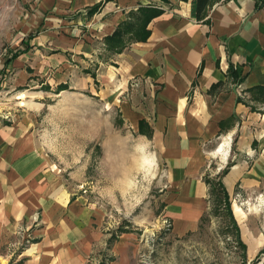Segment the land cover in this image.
<instances>
[{"label":"crops","instance_id":"obj_1","mask_svg":"<svg viewBox=\"0 0 264 264\" xmlns=\"http://www.w3.org/2000/svg\"><path fill=\"white\" fill-rule=\"evenodd\" d=\"M211 2L197 17L196 0H10L12 28L29 35L23 43L30 47L10 61L12 83L0 99L8 93L22 100L24 85L37 96L53 81L95 90L80 64L100 60L101 78L123 93L126 117L138 130L144 119L142 131L153 133L175 194L169 208L190 228L202 217L209 163H226L231 138L247 147L253 136L255 146L262 134L254 136V129L264 131V1ZM97 3L100 9L90 14ZM15 7L19 20L12 17ZM141 7L163 12L144 28L135 18ZM129 22L138 26L125 30L123 50L108 47L106 38ZM17 38L11 43L19 47ZM12 116L9 124L12 119L0 115V243L24 247L23 228L32 225L34 242L15 250L20 264H88L108 243L100 219L53 168L28 126L31 118ZM235 166L228 173L236 178L244 169ZM224 184L228 188V177ZM133 240L119 237L111 264H136L123 252Z\"/></svg>","mask_w":264,"mask_h":264},{"label":"rangeland","instance_id":"obj_2","mask_svg":"<svg viewBox=\"0 0 264 264\" xmlns=\"http://www.w3.org/2000/svg\"><path fill=\"white\" fill-rule=\"evenodd\" d=\"M8 3L10 0H0V54L5 56L0 58V90H10L14 72L10 63L22 58L30 47L23 43L29 35L21 34L22 28L14 32ZM13 16L19 20L20 8L15 7ZM15 37L23 43L19 47L11 43ZM100 63L85 62L87 67L84 62L80 64L81 74L93 79L95 90L81 89L72 80L59 84L53 81V85H41L47 92L37 96L24 92L30 86L24 85L19 87L26 93L24 99L15 100L8 93L0 99L3 118L11 120L13 114L31 118H27L28 126L53 168L100 219L108 243L94 253L88 264L116 261L117 254L112 250L120 236L134 238L123 252L136 264H264L263 126L253 131L254 136L262 134L258 145L251 146L253 136L247 147L233 143L231 138L226 163H209L202 217L185 229L174 220L169 208L175 194L168 187V166L152 139L153 133L142 131L144 119L140 120L139 130L135 129L122 110L123 93L118 92V85L111 86L101 78ZM61 85L68 86L67 93L61 94ZM248 147L254 150L252 154L246 153ZM234 165L244 169L236 178L228 173ZM227 177L228 188L224 184ZM40 220V214L35 215V223ZM31 228H23L28 231L24 233V247L34 242ZM20 245L17 241L6 247L0 243V264H20L22 259L15 252L24 248L19 249Z\"/></svg>","mask_w":264,"mask_h":264},{"label":"trees","instance_id":"obj_3","mask_svg":"<svg viewBox=\"0 0 264 264\" xmlns=\"http://www.w3.org/2000/svg\"><path fill=\"white\" fill-rule=\"evenodd\" d=\"M212 0H196L197 3V17H201L202 15H205L206 11L208 10L209 6L212 4ZM100 3L95 4V7L91 8L89 13L93 14L95 11L100 9ZM163 12L162 8H151V7H141L137 13H135V18L137 19V23L139 25H142L144 28L149 24V22L154 18V16L159 15ZM141 20V22H138ZM129 22L125 25L123 28L116 29L111 36H108L106 38V42L108 44V47L115 49L117 51L123 50L125 43L123 40V36L125 33V30L133 29V27H137L138 24ZM140 27V26H139ZM60 90H65L68 88L67 85H61ZM256 144V142H254ZM229 166L225 169V173L229 171ZM219 186L222 187L223 192L225 193V196H228V193L226 192L224 184L219 181Z\"/></svg>","mask_w":264,"mask_h":264},{"label":"bare ground","instance_id":"obj_4","mask_svg":"<svg viewBox=\"0 0 264 264\" xmlns=\"http://www.w3.org/2000/svg\"><path fill=\"white\" fill-rule=\"evenodd\" d=\"M25 94H26V93L22 92V93H20V95H19L18 97H20L21 99H24L25 97H27ZM22 104L25 105V103H23V101H22ZM236 206H237V205H236ZM237 208H238V209H237L238 212L241 214L242 210H241L240 206H237Z\"/></svg>","mask_w":264,"mask_h":264},{"label":"built area","instance_id":"obj_5","mask_svg":"<svg viewBox=\"0 0 264 264\" xmlns=\"http://www.w3.org/2000/svg\"><path fill=\"white\" fill-rule=\"evenodd\" d=\"M257 1H264V0H257Z\"/></svg>","mask_w":264,"mask_h":264}]
</instances>
